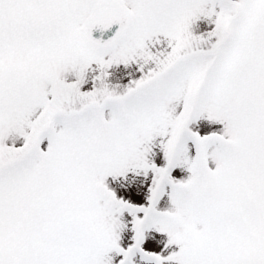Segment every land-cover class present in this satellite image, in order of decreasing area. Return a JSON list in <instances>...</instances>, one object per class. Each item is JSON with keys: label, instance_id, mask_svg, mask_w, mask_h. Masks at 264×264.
Instances as JSON below:
<instances>
[{"label": "snow or ice", "instance_id": "obj_1", "mask_svg": "<svg viewBox=\"0 0 264 264\" xmlns=\"http://www.w3.org/2000/svg\"><path fill=\"white\" fill-rule=\"evenodd\" d=\"M0 264H264V0H0Z\"/></svg>", "mask_w": 264, "mask_h": 264}]
</instances>
